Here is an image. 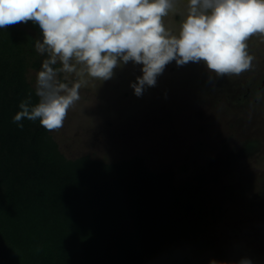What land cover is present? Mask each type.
<instances>
[{
    "label": "rangeland",
    "instance_id": "374dc122",
    "mask_svg": "<svg viewBox=\"0 0 264 264\" xmlns=\"http://www.w3.org/2000/svg\"><path fill=\"white\" fill-rule=\"evenodd\" d=\"M181 18L170 14L165 24L177 32ZM248 45L252 68L239 76L216 77L203 62L173 61L140 97L130 84L142 65H122L104 82L87 79L64 126L50 132L66 159L137 156L170 192L201 201L208 251L224 250L226 264H264V40L253 36ZM39 70L27 68L33 89ZM60 79L71 85L76 77Z\"/></svg>",
    "mask_w": 264,
    "mask_h": 264
},
{
    "label": "trees",
    "instance_id": "16d2710c",
    "mask_svg": "<svg viewBox=\"0 0 264 264\" xmlns=\"http://www.w3.org/2000/svg\"><path fill=\"white\" fill-rule=\"evenodd\" d=\"M36 41L19 23L0 29V264H226L208 251L203 203L170 192L142 158L69 160L38 120L13 122L37 101Z\"/></svg>",
    "mask_w": 264,
    "mask_h": 264
},
{
    "label": "clouds",
    "instance_id": "9594fccd",
    "mask_svg": "<svg viewBox=\"0 0 264 264\" xmlns=\"http://www.w3.org/2000/svg\"><path fill=\"white\" fill-rule=\"evenodd\" d=\"M170 14L182 17L177 32L165 24ZM28 21L38 24L35 50L47 58L36 74V103L31 95L21 101L13 122L38 120L57 132L87 79L110 80L129 62L142 65L130 84L137 97L173 61L203 62L216 77L250 70L248 41L264 40V0H0V29ZM61 73L76 79L69 85Z\"/></svg>",
    "mask_w": 264,
    "mask_h": 264
}]
</instances>
